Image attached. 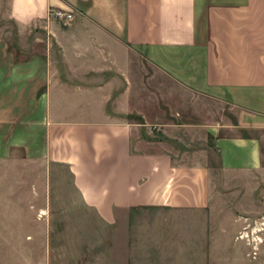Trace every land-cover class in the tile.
Instances as JSON below:
<instances>
[{
	"label": "crops",
	"instance_id": "obj_1",
	"mask_svg": "<svg viewBox=\"0 0 264 264\" xmlns=\"http://www.w3.org/2000/svg\"><path fill=\"white\" fill-rule=\"evenodd\" d=\"M252 221L264 0H0V264H250Z\"/></svg>",
	"mask_w": 264,
	"mask_h": 264
},
{
	"label": "rangeland",
	"instance_id": "obj_2",
	"mask_svg": "<svg viewBox=\"0 0 264 264\" xmlns=\"http://www.w3.org/2000/svg\"><path fill=\"white\" fill-rule=\"evenodd\" d=\"M155 100L156 101H160L163 106H165L166 104V78L161 77V76H157L155 78ZM163 91H165L163 93ZM199 106L200 109L198 110L199 112L203 113H207L208 116H210V111L213 110L216 114H219L222 112V106H208L205 104H200V103H196L195 100H192L191 98L188 97L187 99V114L190 113L191 116H193L194 114V106ZM203 110V111H202ZM201 115V114H200ZM189 116V115H188ZM213 117V116H212ZM148 128V129H147ZM162 127L160 126H152V127H146L143 131V135L146 136V131H149V137L154 138V139H162L164 134L162 132ZM192 136H185V144L187 145V148H193L192 146L196 145L198 147H200L201 141H191L192 140ZM200 140V139H199ZM190 146H189V145ZM54 173H55V180L58 185H62L60 186L62 189L58 190V198H59V202H58V213L61 215H66L69 212H71V210L69 211V209H71L70 206H72V204L69 203L68 201V194L70 193V190L68 189L67 185L70 183V177L68 174V171L66 169L65 166L63 165H58L56 166V168H54ZM260 224L261 228H264V221L261 223H258V221H252V222H248L246 224V227L244 228L245 232H241L240 234H238V237H241L242 239L244 238L246 241V244L250 247H252V252H251V257L255 258L257 256L258 253V244L260 243V240H262V237L258 236L256 234V232L258 231L257 226ZM249 230V232H248ZM247 231V232H246ZM264 262V254L262 252H260L257 256V258L255 260H252L251 263L252 264H263ZM248 260H241L240 262H235V264H247ZM250 263V264H251Z\"/></svg>",
	"mask_w": 264,
	"mask_h": 264
},
{
	"label": "built area",
	"instance_id": "obj_3",
	"mask_svg": "<svg viewBox=\"0 0 264 264\" xmlns=\"http://www.w3.org/2000/svg\"><path fill=\"white\" fill-rule=\"evenodd\" d=\"M48 15L53 17V18L61 19L62 21L65 22V21L71 19L72 12L71 11H64V10H60V9L50 8L48 10Z\"/></svg>",
	"mask_w": 264,
	"mask_h": 264
}]
</instances>
